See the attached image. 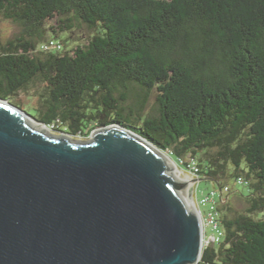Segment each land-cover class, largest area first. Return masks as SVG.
<instances>
[{"label": "trees", "instance_id": "1", "mask_svg": "<svg viewBox=\"0 0 264 264\" xmlns=\"http://www.w3.org/2000/svg\"><path fill=\"white\" fill-rule=\"evenodd\" d=\"M0 17L22 29L0 38L1 98L74 137L119 125L245 187L240 211L220 198L225 237L199 264H264V0H0ZM55 19L62 48L44 51Z\"/></svg>", "mask_w": 264, "mask_h": 264}, {"label": "water", "instance_id": "2", "mask_svg": "<svg viewBox=\"0 0 264 264\" xmlns=\"http://www.w3.org/2000/svg\"><path fill=\"white\" fill-rule=\"evenodd\" d=\"M30 121L48 127L0 97V264L200 263L202 219L164 150L119 125L73 146Z\"/></svg>", "mask_w": 264, "mask_h": 264}, {"label": "rangeland", "instance_id": "3", "mask_svg": "<svg viewBox=\"0 0 264 264\" xmlns=\"http://www.w3.org/2000/svg\"><path fill=\"white\" fill-rule=\"evenodd\" d=\"M48 28H49V34L51 35L49 37V39H52L53 31L58 32V35L60 36L59 38H55L54 40L62 41L64 39L65 35L60 31V23H59L58 19L50 21L48 24ZM21 31H22V29L18 25L0 17V38L2 39V41L6 42V41L18 36L21 33ZM89 34L91 35L92 33L88 32L87 28L84 25H82L80 28H78L76 30V33H75L76 36L82 37L83 40L87 39V36ZM72 45H73V43L71 44V46ZM42 88L43 87L41 86V84H38L37 87H35L33 90H31L28 94L22 93L20 98L22 97L21 99L25 103L26 102L35 103V101L37 100V96H38L37 92L42 91ZM156 100H157V95L155 92H153L151 94V98H150V106H149L150 108L156 104ZM24 110L27 111L30 115H34V113H35L32 106H30V104H25ZM48 128L51 130V134L45 135V136H47V137H49V138H51L57 142H66V143L71 144L73 146H85V145L89 144L90 140L92 138V133H93L92 132L89 137H74V136H70L68 134H64L61 132L54 131L50 127H48ZM60 136L61 137L67 136V137H69L70 140H63L62 138H60ZM166 154L170 157V155L168 153H166ZM177 167L182 171L181 167H179V166H177ZM182 176L185 177L184 175H182ZM229 186L231 187V191L228 193V196L230 195V197L233 198L234 207L238 211H240L243 208V200H241L239 198V196H240L241 191L246 192L247 189L245 187H237V186H235V184H230ZM213 190H214V184L212 182L207 181V180H203V181L199 182L198 183V199L201 200L204 195L209 194ZM237 196H238V198H237ZM210 208H211L210 205L202 206V210L205 214H207V212L210 210ZM208 233L212 234V232H210V231Z\"/></svg>", "mask_w": 264, "mask_h": 264}, {"label": "built area", "instance_id": "4", "mask_svg": "<svg viewBox=\"0 0 264 264\" xmlns=\"http://www.w3.org/2000/svg\"><path fill=\"white\" fill-rule=\"evenodd\" d=\"M61 48L62 45L55 40L41 45V49L44 51L61 50ZM50 128L54 130V126ZM169 155L172 158V153H170ZM174 161L176 162L177 166L182 168V175H184L185 177H189L190 180L201 179L200 166L198 165L196 160L191 158H180ZM198 183L199 182L192 184L189 192L193 196V202L196 205L199 215L202 219L203 245L204 247H207L209 245H219L224 240L225 231L221 223V213L218 211L217 205L220 198L230 192V187L226 186L224 189L214 188L213 191H211L209 194L204 195L203 198L199 200ZM237 185L247 186L248 182L243 178H239L237 180ZM204 205L211 206L207 214H205L202 210V206ZM209 231L212 232V234H209Z\"/></svg>", "mask_w": 264, "mask_h": 264}, {"label": "bare ground", "instance_id": "5", "mask_svg": "<svg viewBox=\"0 0 264 264\" xmlns=\"http://www.w3.org/2000/svg\"><path fill=\"white\" fill-rule=\"evenodd\" d=\"M29 125L32 126L33 128H35L36 130H38L39 132L41 133H45V134H51V130L46 127V126H43V125H38L37 123H35L34 121H30L29 122ZM65 137V136H64ZM66 138H69L66 136ZM160 156L162 158H164V160L167 162V165L170 169V171H168L167 173L169 175H171L172 177H174L176 180H183V181H188L189 182V187L187 190H185L183 192V198L185 199V201L187 202V204L192 207L194 204H193V201L191 200V197H190V192H189V189L190 187L192 186V182L191 180L189 179V177H185L183 178L181 175H182V171L177 167V165L170 159V157H168V155L166 154H160Z\"/></svg>", "mask_w": 264, "mask_h": 264}, {"label": "crops", "instance_id": "6", "mask_svg": "<svg viewBox=\"0 0 264 264\" xmlns=\"http://www.w3.org/2000/svg\"><path fill=\"white\" fill-rule=\"evenodd\" d=\"M215 186H216V184H215Z\"/></svg>", "mask_w": 264, "mask_h": 264}]
</instances>
